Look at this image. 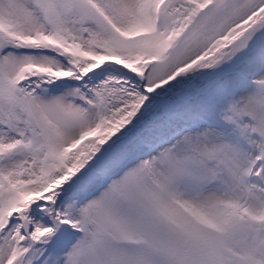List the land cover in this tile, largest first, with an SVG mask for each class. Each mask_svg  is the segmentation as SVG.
I'll return each mask as SVG.
<instances>
[{
    "label": "snow or ice",
    "instance_id": "snow-or-ice-1",
    "mask_svg": "<svg viewBox=\"0 0 264 264\" xmlns=\"http://www.w3.org/2000/svg\"><path fill=\"white\" fill-rule=\"evenodd\" d=\"M0 264H264V0H0Z\"/></svg>",
    "mask_w": 264,
    "mask_h": 264
}]
</instances>
